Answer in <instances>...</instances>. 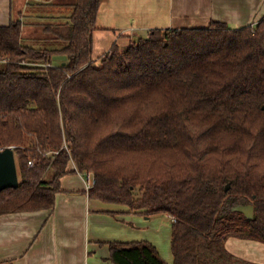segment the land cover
I'll return each instance as SVG.
<instances>
[{"label":"trees","instance_id":"1","mask_svg":"<svg viewBox=\"0 0 264 264\" xmlns=\"http://www.w3.org/2000/svg\"><path fill=\"white\" fill-rule=\"evenodd\" d=\"M98 8L74 0L45 27L54 48L24 42L18 18L0 26V150L19 181L0 216L51 211L73 162L90 199L174 220L172 264H253L225 241L264 243V18L152 29L94 64ZM108 245L113 264H166L145 241Z\"/></svg>","mask_w":264,"mask_h":264},{"label":"crops","instance_id":"2","mask_svg":"<svg viewBox=\"0 0 264 264\" xmlns=\"http://www.w3.org/2000/svg\"><path fill=\"white\" fill-rule=\"evenodd\" d=\"M70 10L66 0H0V26L18 18L24 24V36L44 17L62 20ZM26 18L32 20L31 25H25ZM262 18L264 0H99L92 59L98 63L114 46L124 51L152 29L205 28L212 21L240 28ZM27 40L29 45L35 41ZM67 171L51 211L0 216V264H113L109 243L138 241L150 243L166 264L173 263L171 229L166 232L164 225L153 226L159 214L146 216L142 211L130 212L122 205L113 207L90 199L87 191L92 177L76 171L73 162ZM118 228L130 237L123 240ZM164 241L166 253L161 249ZM225 248L244 261L264 264V243L230 237Z\"/></svg>","mask_w":264,"mask_h":264},{"label":"rangeland","instance_id":"3","mask_svg":"<svg viewBox=\"0 0 264 264\" xmlns=\"http://www.w3.org/2000/svg\"><path fill=\"white\" fill-rule=\"evenodd\" d=\"M73 1L74 0H66L67 3L70 2V5L72 4ZM65 10H68L69 11V8L66 7ZM50 18L51 19H48V18H45L44 17V19H41L40 20V25H38V23H36V25H32L31 26V29H32L31 33L28 32L23 37L24 42L25 41H29L27 39L32 38L33 41L35 40L32 43V46H35V47L54 48V47H57L58 46L57 44L60 45V43H57L56 40H55L54 35H56V34H54L52 31H50V29L45 28V27H48L51 24L58 23V21L56 19L52 20L53 19V16L52 15H50ZM26 22L27 23L30 22V25L32 24V20H29L27 18L25 20V25H27ZM60 22L67 23V20L64 19V20H61ZM92 56H93V54H92ZM93 60H94V64H98L100 62L99 61L97 63V60L98 59H96V60L93 59ZM1 68H3L2 64H0V70H1ZM109 206L116 207L118 205H113L112 204V205H109ZM153 221H154V225L153 226L155 228H158V224H159L160 226L161 225H164L165 226L166 232L170 231V229H171V227H170L171 226V222H170V219L168 218V216H166L165 214H159V215H157L156 217L153 218ZM171 221H172V219H171ZM117 230L119 232H121V233L124 234V239L123 240H127L130 237L129 236V233L127 235H125L126 232L124 231V229L118 228ZM127 230H128V232H130V229H127ZM234 238H236V237H234ZM237 239H239V238H237ZM161 249H162V252H164V253L167 252L168 247H167V244H166L165 241H164L163 247H161Z\"/></svg>","mask_w":264,"mask_h":264},{"label":"water","instance_id":"4","mask_svg":"<svg viewBox=\"0 0 264 264\" xmlns=\"http://www.w3.org/2000/svg\"><path fill=\"white\" fill-rule=\"evenodd\" d=\"M137 39H134L136 42ZM54 61L64 62L65 56H55ZM19 185L17 166L15 156L12 148H5L0 150V191L7 188H17ZM227 189V188H226ZM243 212L251 218L253 215V208L251 206L243 210Z\"/></svg>","mask_w":264,"mask_h":264},{"label":"built area","instance_id":"5","mask_svg":"<svg viewBox=\"0 0 264 264\" xmlns=\"http://www.w3.org/2000/svg\"><path fill=\"white\" fill-rule=\"evenodd\" d=\"M29 164L32 165V162H29ZM172 221H174V220L172 219Z\"/></svg>","mask_w":264,"mask_h":264}]
</instances>
